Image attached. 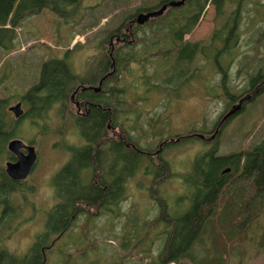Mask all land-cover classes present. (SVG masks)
Listing matches in <instances>:
<instances>
[{
    "label": "rangeland",
    "instance_id": "obj_1",
    "mask_svg": "<svg viewBox=\"0 0 264 264\" xmlns=\"http://www.w3.org/2000/svg\"><path fill=\"white\" fill-rule=\"evenodd\" d=\"M163 1L165 0H82L84 16L77 15L80 20L75 21V16L69 23L50 10H42L16 29V48L12 53L0 48V100L8 101L9 118L17 128L18 137L15 139L33 143L39 158L33 172L23 182L22 191L11 196L14 213L9 211L11 215H4L9 218L0 222V251L24 256L30 252L39 236L48 233L50 213L58 203L53 178L71 158V153L64 146L83 144H80L82 136L77 131V113L73 106L62 117L58 116L57 107L49 116L46 115L43 122L34 121L38 125L28 118L16 119L10 108L23 102L26 92L39 82L42 65L48 60L67 57L78 75L87 80L92 79L98 62L108 56L105 50L109 48V35L112 33L115 42L116 31L120 26L123 27L119 28L122 32L117 34L124 32L127 35L124 29L129 28L131 19L139 12L156 8ZM196 2L204 3L203 0H194ZM248 2L238 26L240 39L233 49L235 58L232 62L231 56H218L217 51L218 48H223V44L225 47L226 43L223 42L229 36L232 23L226 19L216 20V10L209 3L193 32L185 36V42H206L216 29L222 31L223 40L216 47L208 49L207 58L200 56L192 65L191 70L195 73L189 83H182L176 87V91L166 89L170 92H162L165 89H160L164 87L161 75L150 80L151 87L145 79H150L157 71L156 63L152 62L134 60L128 63V68L123 72L118 73L117 70L118 78L123 80L126 87L125 99L128 103H133L130 108L134 113L129 114H132L130 119L139 128L137 135H143L136 139L150 153L159 150L160 138L167 137L168 133L174 138L181 137L183 134H194L191 131L196 128L204 129L208 137L213 136L223 117L241 99L247 97L241 94L247 87L248 76L257 72L256 58L264 57V42L259 44L257 41L264 30V0ZM257 2L259 6L256 5ZM193 10L192 7L190 12ZM163 25L166 24L155 22L143 29L135 28L136 40L138 32V36L147 41L143 45L138 41L135 43L134 35H129L126 37L129 47L124 48L123 52L136 56L147 46L161 41L162 33L156 38L154 33ZM126 55L123 54L122 58H126ZM155 59L157 58H150L151 61ZM219 65L228 70L231 92L236 96L241 95L239 99L232 101L226 97ZM143 74L144 80L141 79ZM181 79L177 72L174 80L178 82ZM113 107L112 102V109ZM22 108L26 112L28 104L25 102ZM158 117L171 120H164V125H155ZM44 126L47 128L43 129ZM58 129H62L63 133H56ZM263 139L264 93L248 102L245 110L229 120L213 141L187 139L183 143L178 142V146L161 152L160 155L170 164L171 171L170 176H162L164 181L158 188L167 202L165 213L179 217L191 210L190 196L193 188L185 183L184 177L190 172L198 153L217 150L216 155L222 156L249 151ZM8 161L14 160L7 159L4 166ZM147 164L144 162L136 176L128 182L124 199L118 206L112 207L113 212L82 214L71 222L62 236L58 232L51 234L42 247L58 239L48 252L45 264H156L164 248L169 227L166 222L160 221L161 205L151 197L153 177L146 173ZM227 168L231 173L226 178L227 181L239 184V172H235L233 166ZM241 218L244 216L237 206L233 209L232 217L223 222L225 230L234 232L236 227L233 223ZM247 224L248 222L245 223ZM197 247V258L200 259L205 254V248L200 245ZM228 260V264H264V214L249 224L246 239L231 249Z\"/></svg>",
    "mask_w": 264,
    "mask_h": 264
},
{
    "label": "trees",
    "instance_id": "obj_2",
    "mask_svg": "<svg viewBox=\"0 0 264 264\" xmlns=\"http://www.w3.org/2000/svg\"><path fill=\"white\" fill-rule=\"evenodd\" d=\"M169 1L173 0H165L157 8ZM203 1L204 3L200 4V1L194 3V0H187L182 7H168L162 16L150 19L143 26L134 23L129 33L135 37L133 42L138 41L142 45L147 40L140 38L138 32L136 40L135 28L136 30L143 29L155 22L166 24L154 33V38L162 33L161 41L147 46L136 56L131 53L126 55L123 52L124 48L129 47L128 43H115L112 79L114 107L111 129L100 124L97 117L96 121L92 120L90 124L85 123L82 128L83 121H81L78 128L79 130L81 128L80 132L87 146L81 150L71 149L70 162L53 178L55 197L62 202L56 204L50 213L48 233L39 236L30 252L24 256H14L1 250L0 264H45L41 245L46 244L49 236L59 233L60 229H62L61 233H64V230L71 226V222L82 214L113 212L112 207L118 206L124 199L126 185L136 176L144 162L148 163L146 173L153 177L151 197L161 205L160 221L166 222L169 227L164 248L156 264H186L185 261L191 264H228L231 249L238 242L246 239L249 224L264 214V139L249 151L222 156L216 155L217 150L198 153L189 169L190 172L184 177L185 183H189L193 188L190 196L192 208L182 216L172 217L165 213L167 202L158 192V188L164 181L162 178L164 172H166L165 175L170 176V164L166 160L150 158L138 152V150L140 152H148V150L139 139H136L143 136L137 135L136 132L139 129L137 125H131L130 121L122 116L123 104L129 103L125 99L126 87L123 85V80L117 76V70L118 73L123 72L128 68V63L136 60L156 63L157 71L145 81L152 87L150 80L163 75L164 87L160 89H165V91L162 92L169 93L170 91L166 89L176 91V87L178 88L182 83H189L195 73L191 70L192 65L200 56L207 58L208 49L216 47L223 40L222 31L216 29L206 42H185V36L193 32L209 3L216 10V20L226 19L227 22L232 23L229 36L223 42L226 43L225 47L223 44V48L217 50L218 56L229 55L232 62L235 58L233 49L240 39L238 26L243 18L244 9L249 5V0ZM256 5L259 6V3L257 2ZM192 7L194 10L190 12ZM83 8L82 0H0V48L12 53L16 48V29L26 19L40 14L42 10H50L69 23L77 15L84 16ZM152 10L154 9L147 11ZM257 41L259 44L264 42V30L259 34ZM153 47L154 50H151ZM123 54L126 58H122ZM151 57L157 59L151 61ZM218 59L222 62L221 58L218 57ZM219 60L218 63H220ZM255 61L258 64L257 72L248 76L247 87L241 94L250 96V99L243 102L241 111L236 115L245 110L248 102L264 93V57H258ZM219 69L226 97L232 101L239 99L241 95L236 96L231 92L228 70L221 65ZM177 72L182 78L178 82L174 80ZM40 75L39 82L32 86L23 97L27 104L30 103V108L23 117L33 122L43 121L46 115H50L57 107H59L58 116H64L70 105V95H68L70 89L68 88L73 87L78 80L67 59L48 60L42 65ZM142 76L141 79L144 80L145 74ZM65 80H68V86L65 85ZM41 89L43 91H40ZM7 102V99L0 100V215L8 219L9 216L4 215H11L9 214V210L13 207L11 196L22 191L23 182L10 179L4 166L7 159L15 160L13 154L8 151V144L18 137L16 125L9 118ZM236 115L223 124L221 120L217 125L218 133H221L226 123ZM35 125L38 124L35 123ZM46 128V126L43 127V129ZM62 131L58 129L56 133H63ZM192 132L194 134H191L192 137L189 139L211 142L212 136H206L204 129L195 128ZM199 135L205 136V139H201ZM124 141L132 147L135 146L136 149H127L123 144ZM175 146H178V143L169 148ZM237 162L241 164L238 165ZM228 166H233L234 171L239 172L241 179L239 184L234 185L227 181L226 178L231 175L230 171L225 172ZM220 169L223 170L220 172ZM237 206L244 218L239 219L238 222L234 221L233 225L236 229L229 233L225 230L223 222L232 217L233 209ZM246 222H248L247 225H245ZM198 245L205 248V254L200 259L197 258ZM49 251L50 249H47L46 254Z\"/></svg>",
    "mask_w": 264,
    "mask_h": 264
},
{
    "label": "flooded vegetation",
    "instance_id": "obj_3",
    "mask_svg": "<svg viewBox=\"0 0 264 264\" xmlns=\"http://www.w3.org/2000/svg\"><path fill=\"white\" fill-rule=\"evenodd\" d=\"M167 3L168 2L163 3L160 7L166 5ZM156 8H153L154 10H152V11H147L146 10V11L139 12V13H148V12H153V11H157L158 9H160V8H157V9ZM137 15H136V17H137ZM136 17L130 20L129 28L126 27V29H124L126 31L127 35L124 34V32L121 35L117 34L118 32L119 33L122 32V30L119 29L120 27L123 28L122 26H120L118 28V32L115 35V36H117L115 38V40H116L115 42H113L114 38L112 37V33L109 35V43H110L109 44V48H106V50H105L106 52H108V56H106L103 60H100L98 62V67L97 68L95 67L96 72L94 71L95 75H94V77L92 79L87 80L85 77H82V76L78 75L72 69V66H71L69 60L67 59V57H63V59H61V60H64V59L68 60V64L70 65L73 73L78 78L77 82L74 83L73 87L68 88V89H70L68 91V95H70V101H69L70 105L68 106V108L70 106H73V108L76 110L77 115L75 114V123H76V126H77V131L79 130L78 125L81 123V121H83V123L81 125V128H82L85 125V123H89L90 124L92 120L96 121V117L98 118V121H99L100 124L105 125L109 130L111 129V124L110 123H111V119H112L111 117L113 115V109H112V97H113L112 79H113V75H114L113 49H115V46H114L115 43H119V42L126 43V42H128L126 37H129V35H130L129 32H130L131 29H133V24L134 23L136 24V22H135ZM74 20L75 21H79L80 20V16H76ZM101 45H102V42H101ZM92 69H93V67H92ZM92 69H91V71H92ZM94 72H93V74H94ZM64 83H65L66 86H68V80H65ZM40 91H43V89H41ZM27 92H26V94H27ZM23 102H24V100H23ZM23 102H19V103L22 104V107H23V105L25 103V102L24 103ZM131 104L133 105V103H129V104L124 103L123 107H122V116L126 120H129L130 122H132L131 119H130L132 114L131 115H129V114L132 113V112L134 113V110L130 108ZM28 107L30 108V103H28ZM151 119L153 120L154 118L152 117ZM167 119L169 120L170 118L158 117L156 119V121H155V125L156 124L157 125H159V124L164 125V120H167ZM132 124H134V121L132 122ZM81 128H80V130H81ZM80 130H79V132H80ZM81 136H82V134H81ZM190 137H192L191 134H185V135H183V136H181L179 138L178 137L174 138V137H172V135H170L168 133L167 137H161L160 138L159 144H158L159 150L156 151L155 153L154 152L150 153L149 151L148 152H145V151L140 152L139 150H138V152L140 154H142L143 156L147 155L150 158H156V159L164 160L162 155H160L161 152H164L166 149H169V147L171 145H173L175 143H178V142H182L183 140H187ZM80 139H82L80 144L83 143L80 146H78V144H76L77 146H70V145H65L64 146L65 149H67L71 153V156H72L71 149L73 151H75L74 148H76L78 150H81V149H83L84 147L87 146L86 145V141L84 140L83 136ZM120 139H122V137H120ZM24 143L26 145L34 146L33 143H30V142L26 143V141H25ZM123 144H124V146L127 149L135 148V146L132 147V145H129L128 142H125ZM23 152L26 153L25 150H23ZM70 159H69V161L67 160L68 162L66 161L67 164L65 166H63L64 164L62 165L63 168H65L68 165V163L70 162ZM15 160H16V158H15ZM38 161H39V158H38V153H37V162H36V164L38 163ZM36 164H35V166H36ZM34 168H33V170H34ZM63 168H61L60 170H62ZM33 170H32V172H33ZM60 170H59V172H60ZM91 171L92 170H90V172ZM164 173L166 174V172H164ZM20 182H25V181H20ZM101 190L104 191L105 189L101 188ZM61 202L62 201L59 200L57 204H59ZM14 210L15 209L13 207H11V210H9V211L12 214V213H14ZM2 219H5V218L3 217V215L2 216L0 215V222L2 221ZM61 230L62 229H60L59 236H62L64 234L63 232L61 233ZM66 230H64V231L66 232ZM57 239L54 240L50 245L41 248V251H42L43 257L45 258V261L47 259L46 258L47 249L48 250L52 249L53 246L55 245Z\"/></svg>",
    "mask_w": 264,
    "mask_h": 264
},
{
    "label": "water",
    "instance_id": "obj_4",
    "mask_svg": "<svg viewBox=\"0 0 264 264\" xmlns=\"http://www.w3.org/2000/svg\"><path fill=\"white\" fill-rule=\"evenodd\" d=\"M187 0H173L169 1L166 5L160 7L157 11L148 12V13H139L136 17L135 22L138 25H145L152 18H157L162 16L168 7L177 8L182 7ZM250 96L241 99V101L232 107V109L223 117L221 124L226 122L228 119L236 115L242 109L243 102L245 100H249ZM10 112H12L16 119H20L24 116L25 112L22 108V104L18 103L15 106L10 108ZM216 133L211 137V141L216 138ZM201 139H205V136L199 135ZM26 151V153L23 152ZM8 151L13 154L16 158L15 161H8L6 163V173L10 179L13 181H26L32 173L33 168L37 162V152L36 148L32 145H26L23 140L13 139L8 144ZM230 170H226L225 172H229Z\"/></svg>",
    "mask_w": 264,
    "mask_h": 264
},
{
    "label": "built area",
    "instance_id": "obj_5",
    "mask_svg": "<svg viewBox=\"0 0 264 264\" xmlns=\"http://www.w3.org/2000/svg\"><path fill=\"white\" fill-rule=\"evenodd\" d=\"M174 264V263H173Z\"/></svg>",
    "mask_w": 264,
    "mask_h": 264
}]
</instances>
